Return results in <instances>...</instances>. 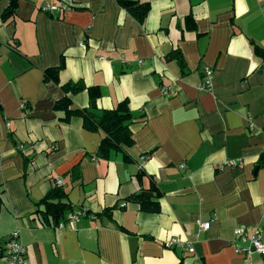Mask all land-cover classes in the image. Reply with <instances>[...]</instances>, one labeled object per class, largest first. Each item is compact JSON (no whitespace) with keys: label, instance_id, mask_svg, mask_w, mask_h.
Returning a JSON list of instances; mask_svg holds the SVG:
<instances>
[{"label":"crops","instance_id":"0c3cea01","mask_svg":"<svg viewBox=\"0 0 264 264\" xmlns=\"http://www.w3.org/2000/svg\"><path fill=\"white\" fill-rule=\"evenodd\" d=\"M129 1L144 20L119 0H0V264L14 233L30 264H246L236 229L264 243V0ZM77 82L99 111L127 103L131 147L100 159L104 133L64 120L66 96L89 108L61 88ZM59 179L58 224L83 212L62 230L38 207Z\"/></svg>","mask_w":264,"mask_h":264},{"label":"trees","instance_id":"16d2710c","mask_svg":"<svg viewBox=\"0 0 264 264\" xmlns=\"http://www.w3.org/2000/svg\"><path fill=\"white\" fill-rule=\"evenodd\" d=\"M119 1L123 7L137 16L140 21L144 20L149 11L148 4L141 5L129 0ZM61 69L62 66L46 70L44 73L45 80L47 82L59 84V73ZM61 88L67 94H77L87 89L90 103L89 108L71 110L70 106L72 102L67 96L57 102L55 108L57 111L65 113L66 117L64 120H69L71 117H78L82 119L85 130L90 132L101 131L104 133V138L97 152L98 158L105 159L112 151L118 152L124 147H131L133 145L131 132L127 125V122L132 119V115L126 102L120 104L116 109L99 111L97 108V100L101 96V91L98 87L86 88L81 82H77L74 84H61ZM140 196V194L134 195L131 199H138ZM65 199L66 193L62 187L57 184V186L47 194L45 199L38 204L39 208H44L42 212L41 210L38 212L42 213L45 223L51 224L53 227L58 225L65 211L70 208ZM1 206L2 200L0 198V212Z\"/></svg>","mask_w":264,"mask_h":264},{"label":"built area","instance_id":"2783aa9c","mask_svg":"<svg viewBox=\"0 0 264 264\" xmlns=\"http://www.w3.org/2000/svg\"><path fill=\"white\" fill-rule=\"evenodd\" d=\"M44 10L47 12H59L60 9L53 8L49 5L44 6ZM56 10V11H55ZM213 71L209 68L205 69L204 72V82L201 86L202 91H210L212 80H213ZM227 166L236 167L238 166V163H227ZM184 168V166H181ZM58 185H62V181L59 179L57 182ZM126 206V203L121 204V207L124 208ZM83 212L80 213H74L71 214L67 218L68 224L71 226H76L80 218L82 216ZM66 227V224L64 222H61L58 224V229L62 230ZM198 227L201 232L206 231L209 229V222L206 221H199ZM234 244L233 248L235 250V253L241 254L244 256V261L246 264H249L250 262V256L251 255H264V243L262 241L261 235L258 232H254L253 234H249L246 229L244 228H237L234 235ZM168 247H177L180 246L184 249H187L188 251H192L191 245L187 243H181L177 242L176 240H172L168 242ZM5 255L6 260L8 264H30V260L28 259L26 255V251L24 246L21 244V242L18 240V234L14 233L9 238V241L6 245L5 249Z\"/></svg>","mask_w":264,"mask_h":264},{"label":"water","instance_id":"95a60500","mask_svg":"<svg viewBox=\"0 0 264 264\" xmlns=\"http://www.w3.org/2000/svg\"><path fill=\"white\" fill-rule=\"evenodd\" d=\"M143 196H147V195H151V194H148L146 192L142 193Z\"/></svg>","mask_w":264,"mask_h":264}]
</instances>
